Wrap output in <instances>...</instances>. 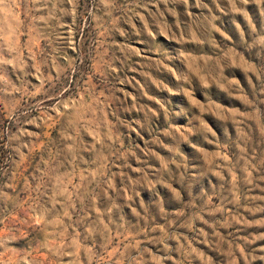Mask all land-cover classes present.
<instances>
[{"label":"rangeland","instance_id":"374dc122","mask_svg":"<svg viewBox=\"0 0 264 264\" xmlns=\"http://www.w3.org/2000/svg\"><path fill=\"white\" fill-rule=\"evenodd\" d=\"M0 264H264V0H0Z\"/></svg>","mask_w":264,"mask_h":264}]
</instances>
